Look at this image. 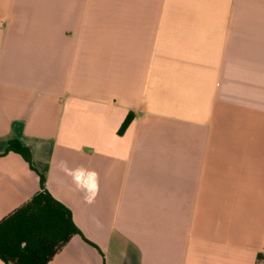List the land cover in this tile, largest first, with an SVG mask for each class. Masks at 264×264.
I'll return each instance as SVG.
<instances>
[{
  "label": "crops",
  "instance_id": "1",
  "mask_svg": "<svg viewBox=\"0 0 264 264\" xmlns=\"http://www.w3.org/2000/svg\"><path fill=\"white\" fill-rule=\"evenodd\" d=\"M40 176L46 264H264V0H0V220Z\"/></svg>",
  "mask_w": 264,
  "mask_h": 264
},
{
  "label": "trees",
  "instance_id": "2",
  "mask_svg": "<svg viewBox=\"0 0 264 264\" xmlns=\"http://www.w3.org/2000/svg\"><path fill=\"white\" fill-rule=\"evenodd\" d=\"M130 120L128 114L120 132ZM7 152L19 154L30 163L29 149L18 140L7 142L4 153ZM77 233L70 212L50 197L40 176L38 193L0 220V260L11 264H46Z\"/></svg>",
  "mask_w": 264,
  "mask_h": 264
}]
</instances>
